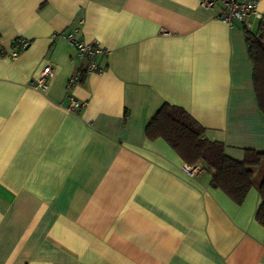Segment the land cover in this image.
I'll return each mask as SVG.
<instances>
[{
  "label": "crops",
  "instance_id": "1",
  "mask_svg": "<svg viewBox=\"0 0 264 264\" xmlns=\"http://www.w3.org/2000/svg\"><path fill=\"white\" fill-rule=\"evenodd\" d=\"M199 0H0V264H264V160L237 204L145 129L182 108L226 157L264 153L245 28ZM257 11L264 15V0ZM255 37L259 22L247 19ZM248 31V30H246ZM107 51L78 61L60 34ZM29 46L9 56L18 40ZM51 68L44 90L35 87ZM83 107L68 112L67 96Z\"/></svg>",
  "mask_w": 264,
  "mask_h": 264
},
{
  "label": "trees",
  "instance_id": "2",
  "mask_svg": "<svg viewBox=\"0 0 264 264\" xmlns=\"http://www.w3.org/2000/svg\"><path fill=\"white\" fill-rule=\"evenodd\" d=\"M253 69V88L259 110L264 113V45L245 30ZM204 129L182 108L167 104L154 114L145 129L148 140L162 139L189 167L202 164L211 174L210 185L240 204L251 188L252 171L264 160V153L246 151L243 161L229 159L223 145L203 139ZM261 204L256 221L264 226V180L259 187Z\"/></svg>",
  "mask_w": 264,
  "mask_h": 264
},
{
  "label": "built area",
  "instance_id": "3",
  "mask_svg": "<svg viewBox=\"0 0 264 264\" xmlns=\"http://www.w3.org/2000/svg\"><path fill=\"white\" fill-rule=\"evenodd\" d=\"M200 5L206 9H214L219 3L220 9L217 12L216 17L223 23L231 26L234 22L243 25L245 30L251 28V25L247 22V19L253 17L259 22L258 33L256 38L264 45V15H261L257 11V5L259 0H199ZM60 37L68 41V43L74 48L75 56L78 61V66L73 75L68 79L66 89L69 91L74 86L81 83L83 78L91 73H100L102 68L99 65V59L106 56L107 51L102 48L97 42H86L79 38H76L74 34H60ZM29 46L27 40H18L13 46L9 56L14 58L22 51L26 50ZM51 76V68L45 67L39 74L38 79L35 81V87L41 90L46 88L47 79ZM68 105L66 110L68 112H76L83 107V104H79L72 96H67ZM183 171L186 174H191L192 167L183 165Z\"/></svg>",
  "mask_w": 264,
  "mask_h": 264
}]
</instances>
